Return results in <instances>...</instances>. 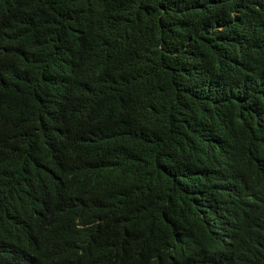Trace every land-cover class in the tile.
Here are the masks:
<instances>
[{
  "label": "trees",
  "instance_id": "trees-1",
  "mask_svg": "<svg viewBox=\"0 0 264 264\" xmlns=\"http://www.w3.org/2000/svg\"><path fill=\"white\" fill-rule=\"evenodd\" d=\"M0 264H264V0H0Z\"/></svg>",
  "mask_w": 264,
  "mask_h": 264
}]
</instances>
